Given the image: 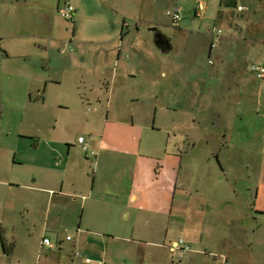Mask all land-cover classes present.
Returning a JSON list of instances; mask_svg holds the SVG:
<instances>
[{"label": "crops", "instance_id": "crops-1", "mask_svg": "<svg viewBox=\"0 0 264 264\" xmlns=\"http://www.w3.org/2000/svg\"><path fill=\"white\" fill-rule=\"evenodd\" d=\"M70 1L76 8L75 20L71 25L66 22L61 24L59 36L53 42L58 44L74 42L83 47V73L79 74V78L85 90L99 92L105 90L110 106L111 99L115 95H120L145 107L178 111L179 118L172 117L167 123L169 138L165 139L166 145L163 150L167 158L176 155L174 153L176 151L169 146L170 135L173 133L175 137L179 135L178 141L183 140L187 148L185 151L189 154L194 153L200 144L207 142V145H202L205 154L218 148L220 151L229 143L242 151L240 152L243 154L242 158L247 156L249 141L246 138L235 143L234 134L238 128V133L246 137L243 127L244 114L239 106L244 107L253 101L251 108L259 111L261 103L256 98L259 96L258 90L245 87L243 79L241 86L230 85L227 93L219 90L215 95L216 100L224 94L235 96L230 103H217L216 100L205 103V98L213 99L212 91L203 80L201 68H197V59L169 58L170 54H163L154 43L153 33L149 30L151 25H158L168 34L160 26L161 19L158 17L146 19L148 1L155 0ZM17 2L21 3V0ZM22 2L32 3L31 5L36 6L35 9H40L41 15H44L49 5L48 0ZM240 2L198 0L197 7L187 11L190 15L201 17L202 23L214 20V25L223 30L215 48L211 47L212 28H208L204 35L210 38L209 54L211 55L217 48V58L223 67L232 69L231 75L235 79L246 76L247 72L241 70L240 66L257 43L253 35H249L248 30L237 22L235 8L244 11L246 7ZM60 3L59 0L58 7ZM200 3L203 4V9L201 15H198ZM150 12L152 14L154 12L153 3ZM247 16V13L240 14L241 18ZM192 24V21L183 26L179 24L175 29L180 34H188L193 31L190 28ZM81 29L88 34L79 35ZM19 34L8 36L13 38L24 36L23 33ZM15 41H6V78L0 76L1 243L5 238L2 234V224L7 222L11 225L13 230L11 238L15 241L12 245L15 246L20 234L18 222L23 220L27 228L34 225L39 230L40 246L43 237L47 236L58 245L56 249L59 252L68 247L72 264H84L81 258L73 255L78 250L86 256L93 257L94 264H98L97 261H103V264H123L119 253L133 250V243L140 238L136 237L138 225L154 239H157L160 236L159 232L163 230L154 218L157 211L153 207L147 211L137 207V201L141 199L143 193L139 185L140 177L143 175L141 157L150 153H143L135 147L128 146L126 136H123L122 132L129 123L137 126L140 123L136 122L135 114H131L130 118L118 113H114L111 119L109 115L107 116L103 129L89 141V145L97 153L96 159L91 163L93 181L91 184L87 183L81 172L76 169L70 170L73 153L76 150L73 142L78 144V140L70 142L68 139L60 141L53 137L42 138L36 131L24 130L18 120L19 112L34 103L33 95L34 92L41 91L42 79L35 71H27L26 63L30 55L19 48L23 40L18 39L14 43ZM172 41L174 49L175 40L172 38ZM215 73L219 74L217 70ZM79 78L77 84L80 82ZM216 91L218 90H214V94ZM9 117H12V120L7 119ZM96 117V120L104 121L101 113ZM238 119L239 125L236 123ZM155 129V126L151 129L149 127V131ZM127 138L130 141L137 140L138 135ZM64 143L68 144L67 149L63 146ZM212 143H216L217 146L213 148ZM157 156L161 155L156 154ZM119 158L126 161L125 168L115 171L113 164L118 161L120 163ZM98 176L101 177L97 183ZM107 176L110 177L104 181L102 178ZM66 183L72 184L71 189L65 187ZM182 188L189 192L199 190L197 187L192 188L188 181L182 182ZM256 202L258 205H264V186L257 189ZM174 203L170 213L174 211ZM248 205L246 202V206ZM160 212L167 213L164 209ZM227 219H231L237 226L234 224L232 228L229 226V230L232 229L231 234L223 236L225 243L221 252L215 253L226 255L227 264H264L263 258L252 253V242L249 239V227L245 218L228 216ZM68 229L73 230L74 234L63 233V230ZM168 234L169 229L165 231L163 242L149 241L165 250L167 260L170 257ZM69 235L72 236L71 240L67 239ZM186 239L190 244L195 241L191 233L186 235ZM7 249L9 247L6 244L4 250ZM42 249L46 250L45 264H64L57 256L51 255L54 248ZM211 259L213 262L212 257ZM26 262L25 257H22L21 260L10 261L7 264ZM31 264L39 262L33 261ZM185 264L197 263L191 260Z\"/></svg>", "mask_w": 264, "mask_h": 264}, {"label": "rangeland", "instance_id": "rangeland-1", "mask_svg": "<svg viewBox=\"0 0 264 264\" xmlns=\"http://www.w3.org/2000/svg\"><path fill=\"white\" fill-rule=\"evenodd\" d=\"M58 1L48 0L49 5L44 15H41L40 9H35L36 6L31 5L32 3L26 4L22 0L21 3L17 0H0V76L6 78V41L23 40L19 48L30 55L26 63L27 71H35L41 76L42 88L40 92H34V103L21 110L17 118L24 130L36 131L42 138L53 137L60 141L68 139L70 142L78 140V144L73 142L76 150L73 153L70 170L76 169L81 172L82 177L90 184L94 175L91 163L96 159L92 152L94 151L95 154L97 152L91 145H89V151H86L79 142V135H83L89 142L91 137L98 135V132L103 129L106 118L111 119L114 113L129 118L131 114H135L136 122L140 123L139 126L129 123L122 132L123 136H126L128 146L131 148L135 147L143 153H150L141 157L143 175L140 177L139 185L143 193L141 199L137 201V207L143 208V211L153 207L157 211L154 218L163 230L160 229L162 230L161 233L159 232L160 236L154 239L150 238L148 233L143 231L142 226L140 228L138 225L136 237L140 238L133 243V250L119 253L120 261L123 264H185L195 260L197 264H211L212 255L221 254L215 252H221L225 243L223 236L231 234L232 229L229 230V226L231 228L234 225L237 226L235 222H231V219H227L228 216L245 218L249 227L248 235L252 242V253L264 259V205L255 203L257 189L264 186V80L257 78L249 69L251 61H258L264 57V0H240V3L246 6L244 11L235 8L237 22L257 40L252 52L240 66L241 70L247 72L241 79L233 78L232 69L222 66L217 58V48L211 55L209 54L210 38L204 33L208 28H214L215 21L207 20L204 24L201 17L187 13L189 9L197 7L198 0L148 1V13H146V19L152 17L161 19L160 26L175 40V47L169 53V58L197 59V68H201L203 80L212 91L213 99L207 97L205 103L215 102V95L219 93V90L227 93L230 85L241 86L243 79L245 87L259 91L257 92L259 96L256 97L261 103L259 111L251 108L253 101L248 102L244 107L239 106L244 114L243 127L246 137H242L236 128L237 135L234 134V140L235 143L242 142L246 138L249 141L248 154L245 158H242L241 150L229 143H226L220 151L218 148L213 150L214 152L205 154L202 145H207V142H204L194 153H186L187 148L183 140L178 141L179 135L175 137L174 133L170 135L169 146L176 151L174 152L176 155L167 158L163 152L166 145L165 139L169 138L167 123L172 117L179 118L178 111L145 107L120 95H115L111 99L110 106L105 90L102 89L100 92L85 90L79 78V74L83 73V47L74 42L63 44L53 42L59 36L61 24L66 22L71 25L72 23L60 15ZM205 1L214 2V0ZM152 3L153 14L150 12ZM174 4L179 5L183 15L180 24L183 26L191 21L193 23L190 26L193 31L188 34L178 33L176 26L171 23L167 10ZM242 12L247 13L248 16L241 18ZM22 33L24 36L14 38L8 36L22 35ZM85 34L88 32L79 30V35ZM216 70L218 75L215 73ZM77 78H79L78 81L80 80L79 84H77ZM214 90H218L216 94ZM233 97L235 96L224 94L216 102L230 103ZM110 109L111 112H109ZM100 113L104 118L103 122L96 120V116ZM7 119L12 120V117ZM239 121L240 119L236 122L238 125ZM153 126L156 129L149 131V127L151 129ZM221 130L223 132V129ZM135 135H138L137 140L130 141L127 138L135 137ZM67 143L63 144L66 149ZM211 145L217 146L216 143ZM228 145L232 147L227 148ZM156 154L161 156L156 157ZM119 160L120 163L118 161L113 164L115 171L125 168L126 161L120 158ZM100 177H97V183ZM109 177L102 179L105 181ZM183 181H188L192 188L197 187L199 190L194 189L191 192L183 190ZM71 186V183L65 185L69 187L68 189H71ZM173 202H175L174 211L170 213ZM246 202L249 203L248 206ZM162 209L167 213L160 212ZM19 226L20 234L14 246L11 225L7 222L2 224V234L9 249L4 250L0 238V264L16 262L22 257H25L26 264H31L33 261L45 264L46 250L40 246L39 230L34 225L27 228L23 220L18 222ZM167 229H169L167 239L169 246L180 237L186 239L189 233L195 238L191 244L192 251L186 253L182 260L175 258L171 249L167 260L165 250L149 242L165 241L163 237ZM63 233L73 235L74 231L68 229V231L63 230ZM51 255L57 256L64 264H72L68 247L63 252L54 248Z\"/></svg>", "mask_w": 264, "mask_h": 264}, {"label": "built area", "instance_id": "built-area-1", "mask_svg": "<svg viewBox=\"0 0 264 264\" xmlns=\"http://www.w3.org/2000/svg\"><path fill=\"white\" fill-rule=\"evenodd\" d=\"M203 9V4L200 3L198 7L197 14L201 15ZM60 15L66 19L69 22H74L75 20V15H76V8L74 4L70 0H64L59 4L58 7ZM168 14L171 18V23L174 26H177L180 24V21L183 17L181 9L179 5L174 4L173 6L168 8ZM223 30L221 28H218L217 26H214L212 28V34H213V40L211 43V47L215 48L218 45L219 38L222 35ZM250 70L256 75L257 78L264 80V59L260 61H255L250 64ZM79 142L83 145L84 149L86 151H89V142L86 140L84 136H79ZM93 155H95V152H92ZM68 240L72 239V236H67ZM41 247H48V248H56L58 245L54 243L49 237L44 236ZM170 249L173 253V256L175 258H179L182 260V257L188 253L189 251H192V246L191 244L183 237H180L176 241H174ZM74 256L79 257L83 260L84 264H94L95 260L91 256H86L84 255L83 252L81 251H75ZM213 262L212 264H227L228 258L224 254H214L212 255ZM98 264H103V261H97Z\"/></svg>", "mask_w": 264, "mask_h": 264}, {"label": "water", "instance_id": "water-1", "mask_svg": "<svg viewBox=\"0 0 264 264\" xmlns=\"http://www.w3.org/2000/svg\"><path fill=\"white\" fill-rule=\"evenodd\" d=\"M149 30L153 33L155 45L163 54H169L173 49V41L171 36L163 32L158 25H151Z\"/></svg>", "mask_w": 264, "mask_h": 264}, {"label": "trees", "instance_id": "trees-1", "mask_svg": "<svg viewBox=\"0 0 264 264\" xmlns=\"http://www.w3.org/2000/svg\"><path fill=\"white\" fill-rule=\"evenodd\" d=\"M2 245H3L4 249H6V244H5L4 239H2Z\"/></svg>", "mask_w": 264, "mask_h": 264}]
</instances>
